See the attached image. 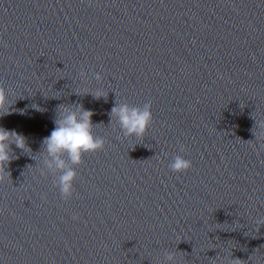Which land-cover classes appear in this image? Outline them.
Instances as JSON below:
<instances>
[{
  "label": "water",
  "instance_id": "obj_1",
  "mask_svg": "<svg viewBox=\"0 0 264 264\" xmlns=\"http://www.w3.org/2000/svg\"><path fill=\"white\" fill-rule=\"evenodd\" d=\"M0 86L31 149L0 172V264H264V0H0ZM116 102L151 103L142 138ZM62 103L105 140L67 199L39 164Z\"/></svg>",
  "mask_w": 264,
  "mask_h": 264
},
{
  "label": "clouds",
  "instance_id": "obj_2",
  "mask_svg": "<svg viewBox=\"0 0 264 264\" xmlns=\"http://www.w3.org/2000/svg\"><path fill=\"white\" fill-rule=\"evenodd\" d=\"M96 79H101L99 74H96ZM87 93H91L96 98L106 95L103 88H96ZM8 99V90L0 86V111L7 107V111H3L2 115L8 114L10 111L12 104H7ZM151 108L150 102L145 103L142 107L116 102L111 109V123L118 124L125 137L142 138L153 119ZM92 117L93 111L85 109L82 104L62 103L57 107L53 129L42 140L43 155L39 163L41 172L42 174L44 172L57 174L54 182L65 199L73 195L77 176L74 166L82 163L85 153L95 152L104 148L105 145L104 138L94 133V126L97 124L93 123ZM12 144L26 153V149H30L22 133L0 126V172L6 171V165L18 158L11 148ZM169 167L174 172H184L192 167V161L182 155H176ZM0 179H3L2 175H0ZM166 261L168 264H179L172 252L166 253Z\"/></svg>",
  "mask_w": 264,
  "mask_h": 264
}]
</instances>
